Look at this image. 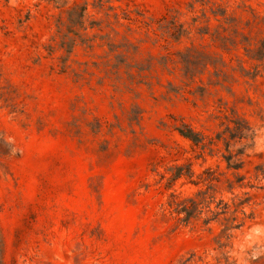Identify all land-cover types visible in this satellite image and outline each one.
<instances>
[{
  "label": "rangeland",
  "instance_id": "rangeland-1",
  "mask_svg": "<svg viewBox=\"0 0 264 264\" xmlns=\"http://www.w3.org/2000/svg\"><path fill=\"white\" fill-rule=\"evenodd\" d=\"M0 264H264V0H0Z\"/></svg>",
  "mask_w": 264,
  "mask_h": 264
}]
</instances>
